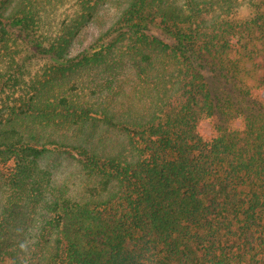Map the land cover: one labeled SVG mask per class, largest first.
I'll use <instances>...</instances> for the list:
<instances>
[{
    "label": "trees",
    "instance_id": "1",
    "mask_svg": "<svg viewBox=\"0 0 264 264\" xmlns=\"http://www.w3.org/2000/svg\"><path fill=\"white\" fill-rule=\"evenodd\" d=\"M107 1L0 0V90L21 92L0 114V264H264V0L245 19L242 0H127L72 56ZM60 2L78 4L54 23ZM15 47L49 63L36 81ZM126 69L140 100L86 98L91 74ZM57 149L82 163V195Z\"/></svg>",
    "mask_w": 264,
    "mask_h": 264
},
{
    "label": "rangeland",
    "instance_id": "2",
    "mask_svg": "<svg viewBox=\"0 0 264 264\" xmlns=\"http://www.w3.org/2000/svg\"><path fill=\"white\" fill-rule=\"evenodd\" d=\"M249 1L248 0H242L241 1V8L238 16L240 18H248L250 15V7H249ZM78 2H60V7L57 11V14L51 17L52 22L59 23L61 20L65 18L66 13L73 14V11L75 10ZM127 5V0H109L107 2H102L99 9L97 10V15L87 26H85L83 29H81L80 32L75 36L73 39L72 45L70 46V53L72 56H75L79 54L82 50L89 47L91 44L94 43V41L97 39V37L100 35L101 32L106 31L112 23L116 20V17L120 14V11L124 6ZM254 47L250 46V50ZM12 52H15L17 54L18 62L23 67L22 69L15 68L14 71L17 75L20 76L21 80H24L27 84L36 81V78L38 74H40V68H42L47 63L46 60H43V58L40 55H37L34 52L27 53L24 49L20 47H15L11 49ZM51 63V62H50ZM250 65V64H249ZM248 68L251 70V68L248 66ZM253 70V69H252ZM252 72V71H251ZM254 72V71H253ZM113 74V71H112ZM96 77V83L89 85V88H87L84 91V94L86 98L90 99L91 103H96L99 98L101 97V94L99 91L105 90L104 88L112 87V93L113 91H121V89H125V94H121V97H124L123 101H126V97H129L131 100H140V98H136L135 94L133 93L134 90L131 86H134L138 82V77L136 73L132 70H123L121 73H119L116 77L112 76V79L109 74L99 72L98 75H95L94 73L91 74L90 78L88 77L86 80L87 82L90 81L92 77ZM112 80V83H110ZM239 80L245 84L244 86H250L253 87L254 85H257V77L254 75V77L249 76H240ZM98 84V86H97ZM233 86V85H232ZM226 91L230 92V89L226 88ZM10 92V91H8ZM10 93H3L2 90H0V114L6 113L7 110L3 109L4 104L5 107L8 106L7 100L11 98V100L18 99L19 94L21 92H16L15 94ZM110 94L108 90L105 91V95ZM11 100H8L10 102ZM6 102V103H5ZM4 103V104H3ZM138 104V101L135 102ZM139 105V104H138ZM55 136L57 138V133L55 131H52V129H47V133L45 136ZM95 140V139H94ZM97 141V140H95ZM57 148V147H55ZM97 148L96 146L94 149ZM108 150V148H105ZM65 150V149H60ZM54 151L53 157L49 159L48 163L52 167H55V177L58 181L67 184L72 190L73 193L82 195L84 184L86 182H89L87 179V176L85 175V172L82 168V163L74 158H68L65 154L60 155L61 161H59L58 164L54 163L55 161L52 160V158L56 157L58 154V151ZM103 149L98 148L97 151L99 153L103 154ZM13 167V162H9L7 166H0V179L3 175L9 174L11 169ZM0 190H5L4 184H0ZM3 196V194L0 192V199Z\"/></svg>",
    "mask_w": 264,
    "mask_h": 264
}]
</instances>
